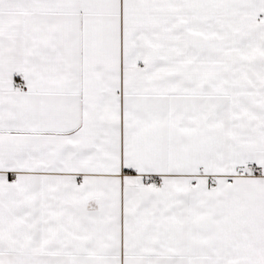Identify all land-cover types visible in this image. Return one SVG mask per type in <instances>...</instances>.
Listing matches in <instances>:
<instances>
[{
  "label": "snow or ice",
  "instance_id": "snow-or-ice-1",
  "mask_svg": "<svg viewBox=\"0 0 264 264\" xmlns=\"http://www.w3.org/2000/svg\"><path fill=\"white\" fill-rule=\"evenodd\" d=\"M0 264H264V0H0Z\"/></svg>",
  "mask_w": 264,
  "mask_h": 264
}]
</instances>
